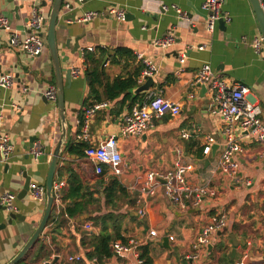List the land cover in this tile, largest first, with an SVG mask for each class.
<instances>
[{"label": "crops", "instance_id": "0c3cea01", "mask_svg": "<svg viewBox=\"0 0 264 264\" xmlns=\"http://www.w3.org/2000/svg\"><path fill=\"white\" fill-rule=\"evenodd\" d=\"M53 1L0 0V17H6L11 30L24 39L34 8L41 9L48 18ZM204 1L64 0L56 37L59 51L70 58L62 64L63 68L73 70L70 89L64 78L66 130L59 118L58 105L44 96L51 87L56 88L46 41L47 27L43 29L45 50L39 57L12 47L10 33L0 31V78L8 76L12 80L10 89L0 88L3 130L13 145L7 158L0 153V196H16L13 210L0 208V264H8L19 254L43 218L47 197L44 202L36 201L31 189L21 196L25 177L31 178V186H46L50 161L65 132L62 158L54 178V189L60 188L62 195L61 205L55 203L54 209L61 217L57 221L50 218L41 239L20 263L53 264L58 257L56 264H99L96 258H87L93 248L83 246L82 242L99 235L101 228L94 219L112 215L113 220L107 221L117 220L123 237L114 242L129 244L134 240L138 248L128 258L113 252L114 257L106 264H141L139 249L142 247L149 248L153 264H221L224 254L234 261L227 264H264V143L237 130L242 150L238 157L241 182L232 186L226 183L218 168L225 151L226 123L211 114L213 93L195 83L201 68L208 64L229 85L246 86L249 98L261 108L264 124V43L260 49L255 48L262 32L249 0H224L221 14L231 21L224 20L222 25L218 22L215 31L209 32L207 15L202 9ZM70 6L74 9L70 10ZM112 6L124 8L128 19L120 22L110 16ZM164 6L167 8L163 9ZM89 11L99 14L90 23L62 19V15L76 12L77 20ZM170 34L174 37L171 46L154 45ZM76 46L80 54H74ZM121 49L129 54L121 55ZM85 54L89 55L88 59ZM146 59L157 68L154 86L148 94H135L148 79L140 82ZM94 78L98 81H93ZM118 79L136 85L124 91L119 89L114 98H106L108 86L112 89ZM24 88L28 91L24 92ZM93 88L98 92L96 97L91 94ZM150 94L177 104L180 114L154 117L141 136H119L124 116L133 108L147 104ZM98 97L103 101L98 102ZM99 103L107 106L88 118V138L80 140L86 111ZM183 133L189 137H183ZM112 136H118L123 172L115 176L105 167L103 175L97 174L85 149ZM209 138H214L215 143L211 152L204 155L203 148ZM36 150H41L42 155L45 150V160L35 158ZM176 160L194 166L187 174L191 185L204 186L211 181L216 197L206 198L199 206L181 208L172 204L159 188L157 195L143 207L138 201L145 173L169 171ZM246 180L251 181L250 186L244 184ZM115 181L125 189L126 196L114 198V207L112 203L107 206L105 190ZM76 185L83 189L81 195L89 194L83 200L89 212L73 219L63 212L75 202L81 203L80 199L70 198ZM65 195L70 199L64 202ZM142 207L146 212L144 217L139 215ZM11 213L21 218L9 224ZM217 213L227 216V228L214 232L206 247L196 249L202 229ZM86 224L91 225L90 230ZM151 231H156V236H151ZM232 236L238 242L237 248ZM166 238H169V248L164 245ZM41 244L45 247L42 256L52 253L49 261H42L38 255ZM233 249L237 250L235 259H231ZM71 256H82V260L69 262Z\"/></svg>", "mask_w": 264, "mask_h": 264}, {"label": "built area", "instance_id": "2783aa9c", "mask_svg": "<svg viewBox=\"0 0 264 264\" xmlns=\"http://www.w3.org/2000/svg\"><path fill=\"white\" fill-rule=\"evenodd\" d=\"M83 1V0H78ZM224 0H205L202 9L207 15V29L209 32H214L217 23L224 19L230 22L231 19L221 14V8ZM167 7L164 6L163 9ZM179 13L181 18H185L182 12L173 6ZM264 9V4H263ZM109 15L116 20L123 22L127 19V12L124 8L112 6L109 9ZM99 14L94 11L85 13L81 18L70 21V23L81 22L90 23L97 19ZM48 18L45 17L41 9L34 8L30 21L28 22L27 35L21 39L18 34L11 30L9 20L6 17H0V31H7L10 33L9 44L22 51L31 57H39L45 50V41L43 39V29L46 26ZM174 37L172 34L168 35L163 40H157L154 45L161 48L169 47L173 44ZM264 43V38L256 40L255 48L260 49ZM145 69L142 72L141 81L143 82L149 77H154L157 72L156 66L149 60H144ZM76 74V72H75ZM195 83L206 87L213 93L211 114L226 123L223 131L225 138V151L222 155L218 168L222 174L223 180L229 185L240 183L241 167L238 157L241 153V148L238 144L239 138L237 130L245 132L248 137L258 142L264 143V124L261 120V108L259 104L249 98V89L242 84H228L217 75L210 65H204L197 74ZM12 80L10 77L0 78V88L10 89ZM24 92L28 88H24ZM47 100L53 104H57V92L55 87H51L44 95ZM106 103H99L86 111V121L83 127L80 140L88 138V118L93 116L97 111L105 108ZM180 107L172 101L163 98L160 95L150 94L148 103L133 108L128 114L124 116L123 124L120 129L119 136L122 137H137L144 134L152 124L154 117H161L170 114L176 117L180 114ZM183 137H189V134L183 133ZM215 143L214 138L208 139V144L203 148V154L208 155ZM13 151V145L9 136L3 130V105L0 103V153L3 158H7ZM35 158L42 155L41 150L35 151ZM86 157L94 162L95 172L97 174L104 173V168L108 167L110 172L115 176H120L123 172V156L118 146V136H112L96 146H90L85 149ZM264 158V151L262 153ZM192 164L182 163L176 160L171 170L161 172L158 170H149L145 173L142 183L139 187L140 196L139 203L146 205L147 201L157 195L159 188L163 189L164 195L172 204L181 208H188L190 205L199 206L203 200L210 197H216V188L211 181L204 186L191 185L188 181L187 174L193 171ZM246 186L251 185L250 180L244 182ZM32 196L36 201L44 202L46 200V188L39 185H30ZM55 203L60 206L62 195L60 188H55ZM16 196L7 194L0 196V208L13 210ZM141 208L139 215L144 217L145 209ZM86 229H91L90 224L85 225ZM227 228V216L224 213L215 214L209 223L202 229L198 236L196 249L202 246L206 247L211 235ZM151 236H156V231L150 232ZM173 240V238H170ZM138 248V244L131 240L129 244H123L120 241L113 243V252L121 258H128L131 253H134ZM82 256H71L68 258L69 262H80ZM96 261V260H94ZM141 264L142 261H139ZM44 264H52L45 262ZM240 264H243L241 262Z\"/></svg>", "mask_w": 264, "mask_h": 264}, {"label": "water", "instance_id": "95a60500", "mask_svg": "<svg viewBox=\"0 0 264 264\" xmlns=\"http://www.w3.org/2000/svg\"><path fill=\"white\" fill-rule=\"evenodd\" d=\"M253 10L256 14L257 21L259 23V26L261 28L262 32V37L264 38V9H263V4L264 0H249ZM64 0H54L51 6V11L46 23L47 31H46V41H47V47L50 52L51 60L53 63L54 71H55V84H56V92H57V105H58V112H59V118L61 120V123L63 125L64 130H66V100H65V85H64V78L68 82V88H71V83H72V69H64L63 68V63H67L70 61L69 57L65 56V53L59 51L58 43H57V37H56V31H57V25L59 23V20L61 18V12L64 6ZM74 6H70V10H73ZM199 13V12H198ZM77 13L72 12L71 14H64L62 15V19L64 21L66 20H76ZM129 17V15H128ZM127 17V19H128ZM219 23L222 25L224 24V19H221ZM67 48H69V42L67 41ZM76 49V50H75ZM74 54L79 53L77 46L74 48ZM80 54V53H79ZM66 71V72H64ZM154 86V78L149 77L147 81L139 86L135 90V94H145V93H150L151 88ZM199 87H204V86H199ZM207 89L206 87H204ZM208 90V89H207ZM65 132V131H64ZM66 134V132H65ZM65 134L62 137L61 142L58 144L56 147L53 157L50 161L49 164V170H48V175H47V180H46V197H47V203L45 207V211L43 214V218L36 229L35 233L33 236L30 238V240L27 242L25 247L17 254V256L11 260L8 264H19L22 260H24L30 251L34 248V246L38 243L39 239H41V235L44 232L45 228L48 225V222L51 218L53 209H54V204H55V192H54V178L55 174L57 171V167L59 164L60 159L62 158L61 155V149L63 145V139L65 137ZM32 149H34V146H31ZM45 150H43V155H41L38 159L43 161L45 160ZM3 157V156H2ZM26 182L24 186V191L21 194V196H25L27 192L30 189L31 185V178L26 176ZM4 210H7L6 208H3ZM21 216L15 213H11L9 215V224H12L14 220L20 219ZM3 228V227H2ZM1 229V228H0ZM232 239H234V245L235 248L238 247V242L235 240L234 236H232ZM164 245L169 248V238H166L164 240ZM237 256V250L233 249L231 253V259H235ZM58 260V257L55 258L53 264H56Z\"/></svg>", "mask_w": 264, "mask_h": 264}, {"label": "trees", "instance_id": "16d2710c", "mask_svg": "<svg viewBox=\"0 0 264 264\" xmlns=\"http://www.w3.org/2000/svg\"><path fill=\"white\" fill-rule=\"evenodd\" d=\"M121 55H126L129 54L128 51L125 50H120ZM85 57L88 59L89 55L85 54ZM93 76L96 75L95 72L92 74ZM93 81H98V79L94 78ZM136 85L135 82L132 81H121V79L116 80L114 85L112 86V89L108 86L107 90L109 92L106 95V98H114L118 95V90L121 89L122 91L127 90L131 88L133 85ZM98 92L93 88L91 94L96 97ZM98 102H102L103 99L98 97ZM104 174V173H103ZM102 174V175H103ZM103 177V176H102ZM100 184H102L100 182ZM83 189H81L80 185H76L72 189V195L70 198L74 199H80V202H75L72 206L68 207L63 214H67L69 218H76L81 215H84L85 213H88L89 211L86 208V205L83 204V200L86 199L89 194L86 192L81 195L80 192ZM90 195H94V193H91ZM105 203L108 205H113V207L116 205L114 204V198L115 200L122 196H126V191L125 189L120 185L118 181H115L110 187L107 186V189L105 190ZM67 198L66 195L63 196V201L65 202ZM54 211L52 212L51 215V220L50 221H57L60 219V215L56 213V210L53 209ZM101 220L94 219L95 224L97 227H100L99 235L98 236H93L89 238V242H86V239H83V246H89L90 248H93L88 254L87 258L89 260H92L93 258L97 259V262L99 264H106L109 260H111L114 257V253L112 250V244L115 240L117 239H123V237L120 235L119 232V222L117 220H114L112 223H108L107 220H113L112 215H106L103 217H100ZM110 228L112 229V233L110 231ZM88 244V245H87ZM45 250V247L43 244H41V248H39L38 255L41 256L42 261H49L51 257V252H46V255L42 256L43 251ZM140 250V259L143 261V264H153V260L150 256V251L148 247H142L139 249ZM227 261L229 263H234L233 260H230L229 256L227 254H224V256L220 259V263H226ZM22 264V263H19Z\"/></svg>", "mask_w": 264, "mask_h": 264}]
</instances>
